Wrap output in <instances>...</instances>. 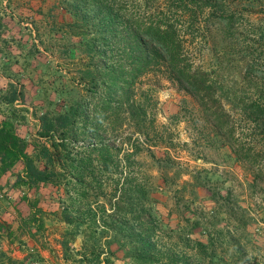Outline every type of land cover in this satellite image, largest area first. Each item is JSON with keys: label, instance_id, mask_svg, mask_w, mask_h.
Segmentation results:
<instances>
[{"label": "rangeland", "instance_id": "374dc122", "mask_svg": "<svg viewBox=\"0 0 264 264\" xmlns=\"http://www.w3.org/2000/svg\"><path fill=\"white\" fill-rule=\"evenodd\" d=\"M198 3L196 17L183 18L185 60L205 72V82L237 124L236 136L252 138L229 98L264 100V0ZM119 4L123 14L147 15L135 0ZM103 6L104 0H0V95L10 84L17 93L10 107L0 102V113L12 116L39 166L35 145L49 144L39 135L44 117L77 106L70 147L80 152L100 108ZM185 9L192 13L190 5ZM133 90L146 110L147 134L135 133L134 123L124 120L115 136L138 138L136 159L151 176L147 206L162 227L157 248L170 253L146 264H264V183L252 182L253 170L264 169V146L251 148L248 139L242 144L254 149L255 161L236 158L214 134L212 118L161 64L147 68ZM100 126L104 135V119ZM23 175L20 162L0 175V264H9L8 257L20 264H102L105 257L109 264H140L119 243L104 255V237L94 249L103 254L92 257L85 216L107 201L103 191L71 205L64 185L31 186L18 182ZM68 204L78 228L62 218Z\"/></svg>", "mask_w": 264, "mask_h": 264}, {"label": "trees", "instance_id": "16d2710c", "mask_svg": "<svg viewBox=\"0 0 264 264\" xmlns=\"http://www.w3.org/2000/svg\"><path fill=\"white\" fill-rule=\"evenodd\" d=\"M135 3L147 15L123 14L119 0H104V93L95 105L99 104L100 108H95L83 150L74 152L70 147L75 135L72 125L79 115L77 106H71L56 117L42 119L39 135L47 138L49 144L35 145L36 155L43 161L40 166L28 152V143L19 134L12 116L0 113V175L20 162L24 175L18 182L31 186L62 184L71 205L79 197L103 191L107 201L104 205L89 207L85 216L90 220L86 239L92 240V257L99 259L103 254L94 249L100 237H104V255L112 243H119L128 246L127 252L133 260L146 264L159 257L170 258V253L157 248L162 227L147 206L151 201V176L142 170L136 159L141 150L138 138L129 136L124 141L115 136L124 120L134 123L135 133L147 134L143 132L148 127L145 107L133 96L135 80L154 63L165 66L196 99L204 114L212 118L214 134L220 137L222 144L227 145L236 158L249 163L255 161V152L250 151L254 149L242 143L250 139L254 146L251 148L258 144L264 146V100L238 101L235 94L229 98L236 110V119L241 121L239 124L251 126L252 138L236 136L237 124L205 82V72L193 69L185 60L187 54L182 48L187 26L182 24L183 18L189 19L193 14L196 17L202 10L198 0H135ZM185 4L190 5L192 13L186 14ZM226 20L227 24L232 23L231 19ZM16 100V90L10 84L9 91L0 95V102L10 107ZM103 119L104 135L100 129ZM252 179L254 184L264 183V169L253 170ZM70 207L68 204L61 211L68 225L76 222L71 219ZM79 226L81 224L76 222L75 227ZM107 259L105 257L102 264H109ZM6 260L9 264H20L10 257Z\"/></svg>", "mask_w": 264, "mask_h": 264}]
</instances>
